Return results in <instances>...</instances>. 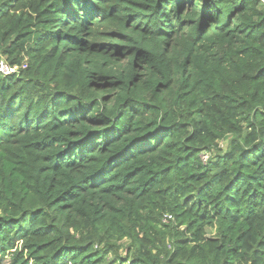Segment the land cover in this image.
I'll return each instance as SVG.
<instances>
[{
  "label": "trees",
  "instance_id": "obj_1",
  "mask_svg": "<svg viewBox=\"0 0 264 264\" xmlns=\"http://www.w3.org/2000/svg\"><path fill=\"white\" fill-rule=\"evenodd\" d=\"M0 60V264H264V0H0Z\"/></svg>",
  "mask_w": 264,
  "mask_h": 264
},
{
  "label": "built area",
  "instance_id": "obj_2",
  "mask_svg": "<svg viewBox=\"0 0 264 264\" xmlns=\"http://www.w3.org/2000/svg\"><path fill=\"white\" fill-rule=\"evenodd\" d=\"M15 72H17L16 66L10 67L5 61L0 60V74L1 75L8 76V75L13 74ZM207 159L208 158L206 156H204V155L201 156V161L203 163H205L207 161ZM170 219H171V217H166L165 222H167Z\"/></svg>",
  "mask_w": 264,
  "mask_h": 264
},
{
  "label": "rangeland",
  "instance_id": "obj_3",
  "mask_svg": "<svg viewBox=\"0 0 264 264\" xmlns=\"http://www.w3.org/2000/svg\"><path fill=\"white\" fill-rule=\"evenodd\" d=\"M219 147H220V149H222L223 151H225L226 148H227V143L224 142V141H222V142L219 143ZM203 155L208 158V155L207 154H203ZM211 233L214 234L213 231Z\"/></svg>",
  "mask_w": 264,
  "mask_h": 264
}]
</instances>
